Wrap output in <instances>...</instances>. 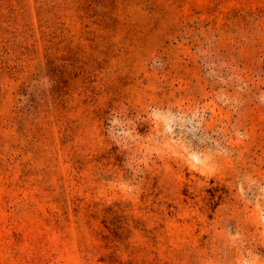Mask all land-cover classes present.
<instances>
[{"label":"rangeland","instance_id":"rangeland-1","mask_svg":"<svg viewBox=\"0 0 264 264\" xmlns=\"http://www.w3.org/2000/svg\"><path fill=\"white\" fill-rule=\"evenodd\" d=\"M0 264H264V0H0Z\"/></svg>","mask_w":264,"mask_h":264}]
</instances>
